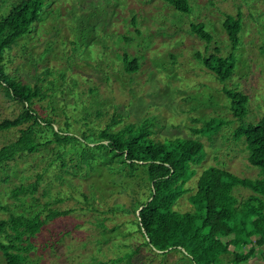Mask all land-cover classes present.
<instances>
[{
  "label": "rangeland",
  "instance_id": "1",
  "mask_svg": "<svg viewBox=\"0 0 264 264\" xmlns=\"http://www.w3.org/2000/svg\"><path fill=\"white\" fill-rule=\"evenodd\" d=\"M22 1L0 0V20ZM189 1L191 13L181 14L162 0H44L32 32L5 53L9 75L48 95L34 107L43 118L53 120L55 130L66 129L69 123L72 132L90 135L113 119L120 121L115 131L149 121L156 140L203 142L204 161L194 167L196 176L187 186L190 193L175 207L181 212L192 210L188 198L208 167L241 178L261 176L248 161L245 140L235 141L233 134L242 123H256L264 114V0ZM227 15L241 17L236 49L223 27ZM199 23L213 36L211 43L192 32L191 26ZM217 49L236 60L225 83L199 58ZM124 54L139 60L137 72L125 71ZM224 89L248 97L243 121L234 116ZM21 111V104L0 92V122L15 119ZM213 118L223 123L222 128L213 135L201 134L204 123ZM19 136V129L0 131V149ZM59 149L54 144L0 168V220L21 214H42L46 219L49 210L68 212L47 220L31 240L34 248L27 264H128L114 261L138 247L141 256L135 264H193L181 253L156 255L143 246L135 214L107 212L114 205L130 204L132 195L121 191L123 183L114 182L118 188L110 185L107 169L96 168L85 177L84 168L75 170L70 162L67 174L58 160ZM37 182L34 197L14 198L15 188ZM139 193V199L147 198L148 187ZM252 194L243 187L234 190L240 202ZM6 237L0 234V242L6 243ZM226 258L220 264L232 263ZM252 263L264 264V246ZM0 264H5L1 251Z\"/></svg>",
  "mask_w": 264,
  "mask_h": 264
},
{
  "label": "trees",
  "instance_id": "2",
  "mask_svg": "<svg viewBox=\"0 0 264 264\" xmlns=\"http://www.w3.org/2000/svg\"><path fill=\"white\" fill-rule=\"evenodd\" d=\"M162 1L181 14L192 11L189 0ZM43 7L44 0H23L0 20V92L22 105V111L15 119L0 122V131H20L15 142L0 149V168L55 144L60 148L58 160L61 167L67 169V174H71L70 162L75 170L84 168L85 177L96 168L107 169L112 178L110 185L118 188L114 182L123 183L121 191L132 195L130 204L114 205L107 212L135 214V225L144 238L143 246L153 254L181 253L193 264H220L224 256L231 264L249 263L255 259L264 246V114L256 123H242L233 134L235 141L245 140L248 161L260 170L261 176L241 178L229 170L208 167L199 176L196 190L188 198L192 210L178 211L176 205L190 193L187 186L196 176L194 167L204 161L203 142L179 137L156 140L149 121L127 124L115 131L113 128L120 121L113 119L106 128L90 135L84 130L81 134L72 132L69 123H66V129L55 130L53 120L43 118L34 107L35 101L49 99L48 95L39 86L33 87L8 74L6 51L12 50L21 38L32 32ZM223 27L236 49L240 43L241 17L227 15ZM191 29L205 42L213 41L205 24H193ZM199 58L219 82L231 79L236 67L233 56L224 57L217 49L214 54L199 55ZM123 63L129 74L139 69V60L128 54L123 55ZM224 93L231 101L234 116L243 121L247 116L248 97L235 90L224 89ZM222 126L220 120L213 118L206 121L199 132L213 135ZM41 180L38 176V182ZM38 182L15 188L12 191L14 198L34 197ZM136 183L139 185L134 186ZM143 186L148 187L149 196L142 200L138 195ZM236 187L254 194L240 202L234 195ZM67 213L49 210L46 219L42 214L31 217L21 214L0 220V234H5L8 240L0 242L5 264H27L34 248L31 240L42 232L47 220ZM99 226L104 228L102 223ZM139 256L141 249L138 247L114 262L126 260L128 264H135Z\"/></svg>",
  "mask_w": 264,
  "mask_h": 264
},
{
  "label": "crops",
  "instance_id": "3",
  "mask_svg": "<svg viewBox=\"0 0 264 264\" xmlns=\"http://www.w3.org/2000/svg\"><path fill=\"white\" fill-rule=\"evenodd\" d=\"M241 264H253V263H252V261H251V262H249V263H241Z\"/></svg>",
  "mask_w": 264,
  "mask_h": 264
},
{
  "label": "water",
  "instance_id": "4",
  "mask_svg": "<svg viewBox=\"0 0 264 264\" xmlns=\"http://www.w3.org/2000/svg\"><path fill=\"white\" fill-rule=\"evenodd\" d=\"M140 210H142V208L140 209ZM158 253H162V252H160V251H157Z\"/></svg>",
  "mask_w": 264,
  "mask_h": 264
}]
</instances>
